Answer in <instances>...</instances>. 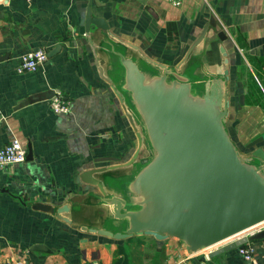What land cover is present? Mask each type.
I'll use <instances>...</instances> for the list:
<instances>
[{
	"label": "crops",
	"instance_id": "crops-1",
	"mask_svg": "<svg viewBox=\"0 0 264 264\" xmlns=\"http://www.w3.org/2000/svg\"><path fill=\"white\" fill-rule=\"evenodd\" d=\"M88 6L92 16L105 19L108 30L93 24L85 30ZM211 17L215 26L195 44ZM57 45L36 71H16L22 54L40 48L48 54ZM118 53L145 72L162 74L169 68L200 87L227 69L231 140L250 152L245 145L264 135V0H0V56H7L0 61V148L18 139L26 150L24 162L0 167V262L19 257L27 264L190 262L175 237L113 239L74 229L32 207L35 202L67 204L69 211L62 215L73 224L122 229L99 199V189L79 177L86 169L112 166L94 177L108 195L122 196L113 183L129 179L149 155L144 140L129 163L138 142L125 107L142 135L143 128L122 89ZM51 92L69 100L68 112L51 110ZM258 146L264 149V142ZM241 237L191 260L264 264V238L212 255ZM37 244L44 248L34 249ZM248 246L249 260L240 253Z\"/></svg>",
	"mask_w": 264,
	"mask_h": 264
},
{
	"label": "water",
	"instance_id": "water-1",
	"mask_svg": "<svg viewBox=\"0 0 264 264\" xmlns=\"http://www.w3.org/2000/svg\"><path fill=\"white\" fill-rule=\"evenodd\" d=\"M91 24L104 30L109 28L105 19L92 16L88 6L86 31ZM210 25L215 26L213 17L195 44ZM58 48L59 45L49 51L48 56ZM221 52L226 56L223 48ZM118 56L123 67L122 89L143 128L142 135L124 106L138 142L129 163L137 157L144 139L148 141L150 158L142 159L129 179L113 183L122 196L108 195L94 177L112 166L86 169L79 177L99 189V199L109 205L113 217L121 221L122 229L114 232L73 224L62 215L69 211L67 204L54 207L35 202L32 207L55 215L74 229L113 239L132 235H151L158 240L175 237L188 254L203 251L263 223L264 149L255 146L264 142V135L245 145L251 150L247 156L231 140L226 128L228 70L213 75L200 87L186 74L169 68H164L162 74L145 72L122 53ZM5 58L0 56V61ZM223 63H228L226 57ZM99 74L106 79L100 68ZM168 75L172 78L168 79ZM118 96L122 100V95ZM263 238L264 228L224 245L212 255ZM33 248L44 247L37 244Z\"/></svg>",
	"mask_w": 264,
	"mask_h": 264
},
{
	"label": "built area",
	"instance_id": "built-area-1",
	"mask_svg": "<svg viewBox=\"0 0 264 264\" xmlns=\"http://www.w3.org/2000/svg\"><path fill=\"white\" fill-rule=\"evenodd\" d=\"M48 59L47 51L44 49H34L20 56L19 63L16 67L18 73L33 72L41 67ZM50 108L54 113H66L69 110V100L61 93H55L50 99ZM26 159V150L18 139H12L0 148V167L5 165L22 163ZM264 228V222L253 226L252 228L237 235L248 236ZM235 236V237H237ZM234 238V237H233ZM232 239V238H230ZM229 240V239H228ZM227 241V240H226ZM213 247V246H212ZM211 248V247H210ZM209 249V248H207ZM206 250V249H205ZM199 253V252H198ZM240 253L244 259L249 260L252 254L251 246L240 248ZM196 253L188 254L190 259L188 264H207L205 259L191 260ZM0 264H27L24 258H10L0 262ZM86 264H101L97 260H89Z\"/></svg>",
	"mask_w": 264,
	"mask_h": 264
},
{
	"label": "rangeland",
	"instance_id": "rangeland-1",
	"mask_svg": "<svg viewBox=\"0 0 264 264\" xmlns=\"http://www.w3.org/2000/svg\"><path fill=\"white\" fill-rule=\"evenodd\" d=\"M242 76V75H241ZM144 140H146V139H144ZM145 144H147L146 146L148 147L147 149H150L149 148V145H148V141L146 140L145 142H144ZM142 145H144V144H142ZM240 149H243V151H245V152H242V151H240L241 152V154H243V155H245V156H247V155H249V151H246V149L243 147V148H240ZM249 150V149H248ZM147 158H150V156L148 155L147 156Z\"/></svg>",
	"mask_w": 264,
	"mask_h": 264
},
{
	"label": "bare ground",
	"instance_id": "bare-ground-1",
	"mask_svg": "<svg viewBox=\"0 0 264 264\" xmlns=\"http://www.w3.org/2000/svg\"><path fill=\"white\" fill-rule=\"evenodd\" d=\"M115 186V185H114ZM114 189H116L117 190V188L115 187Z\"/></svg>",
	"mask_w": 264,
	"mask_h": 264
}]
</instances>
